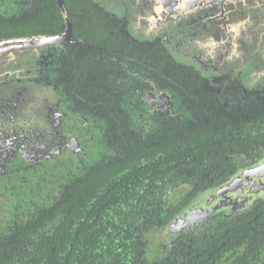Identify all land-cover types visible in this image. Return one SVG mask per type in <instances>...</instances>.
Returning <instances> with one entry per match:
<instances>
[{"label":"flooded vegetation","instance_id":"flooded-vegetation-1","mask_svg":"<svg viewBox=\"0 0 264 264\" xmlns=\"http://www.w3.org/2000/svg\"><path fill=\"white\" fill-rule=\"evenodd\" d=\"M147 1L117 15L105 0H0V264L85 226L159 245L264 159V0H203L216 6L167 30Z\"/></svg>","mask_w":264,"mask_h":264},{"label":"trees","instance_id":"trees-1","mask_svg":"<svg viewBox=\"0 0 264 264\" xmlns=\"http://www.w3.org/2000/svg\"><path fill=\"white\" fill-rule=\"evenodd\" d=\"M237 217L220 223L217 231L205 229L210 233L199 237L196 245V235L181 237L185 242L175 249L173 244L165 255L150 254L149 246L119 238L124 228L113 227L119 236L115 239L112 227L85 226L69 242L61 236L48 243L43 238L22 254L21 264H264V202Z\"/></svg>","mask_w":264,"mask_h":264},{"label":"water","instance_id":"water-1","mask_svg":"<svg viewBox=\"0 0 264 264\" xmlns=\"http://www.w3.org/2000/svg\"><path fill=\"white\" fill-rule=\"evenodd\" d=\"M135 3H132V2ZM147 0H122L120 9L122 13L125 12L131 4L134 6H144V2ZM203 0H154L155 11L162 14L164 13L165 18V30L167 26L173 24L176 19L186 17L187 15H192L196 7H213L216 4H206L201 3ZM235 0H231L232 2ZM148 2V1H147ZM139 4V5H138ZM222 7H233L238 6L236 3H229L222 5ZM149 7V6H148ZM124 10V12H123ZM252 176L248 180H245V185L243 192H237L229 190L228 186H222L213 190L214 194L211 193L204 195L202 200L205 203H199L195 208L190 204L183 209L182 212L174 216L166 225V228L162 231L164 234V240L166 244H163V253L167 254L169 250L172 249L176 237L182 231H192L198 228L202 223H204L207 218H209L215 212L225 211L224 216L239 213L246 208H249L251 202L257 198L264 197V159L257 165L255 171H252ZM235 181V180H234ZM250 186V187H249ZM227 192L229 195L226 196ZM196 209V211L194 210ZM230 209V212L227 211Z\"/></svg>","mask_w":264,"mask_h":264},{"label":"rangeland","instance_id":"rangeland-1","mask_svg":"<svg viewBox=\"0 0 264 264\" xmlns=\"http://www.w3.org/2000/svg\"><path fill=\"white\" fill-rule=\"evenodd\" d=\"M122 0H114V1H109V0H105V6L108 9L109 12H113L114 14L120 15L122 14V11L119 7H121V2ZM139 5V4H138ZM137 23L139 24L138 26H136L135 28H142L141 23L139 22V20L137 21ZM141 26V27H140ZM141 32L142 31H136L137 34H135L136 36H141ZM161 234L159 235L162 238V243L159 245H155V246H149V251L151 252L150 254L153 253H163L162 250V246L163 244H166V241L164 240V234H162V231L160 232Z\"/></svg>","mask_w":264,"mask_h":264}]
</instances>
